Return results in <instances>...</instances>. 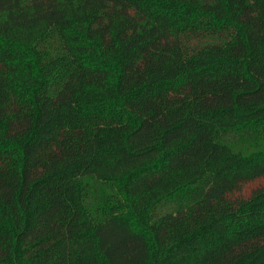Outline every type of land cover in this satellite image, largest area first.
Returning <instances> with one entry per match:
<instances>
[{
    "label": "trees",
    "instance_id": "1",
    "mask_svg": "<svg viewBox=\"0 0 264 264\" xmlns=\"http://www.w3.org/2000/svg\"><path fill=\"white\" fill-rule=\"evenodd\" d=\"M0 264H264V0H0Z\"/></svg>",
    "mask_w": 264,
    "mask_h": 264
}]
</instances>
